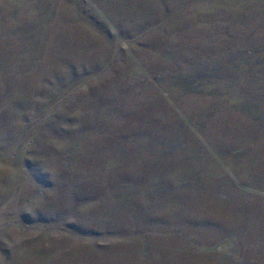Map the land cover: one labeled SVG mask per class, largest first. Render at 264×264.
Masks as SVG:
<instances>
[{
	"label": "rangeland",
	"instance_id": "obj_1",
	"mask_svg": "<svg viewBox=\"0 0 264 264\" xmlns=\"http://www.w3.org/2000/svg\"><path fill=\"white\" fill-rule=\"evenodd\" d=\"M0 264H264V0H0Z\"/></svg>",
	"mask_w": 264,
	"mask_h": 264
}]
</instances>
